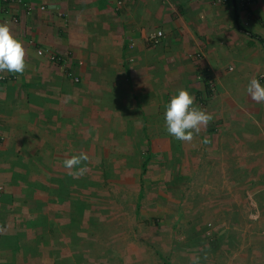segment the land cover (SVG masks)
<instances>
[{
	"label": "crops",
	"instance_id": "crops-1",
	"mask_svg": "<svg viewBox=\"0 0 264 264\" xmlns=\"http://www.w3.org/2000/svg\"><path fill=\"white\" fill-rule=\"evenodd\" d=\"M0 23L22 42L26 63L23 73H0V157L26 136L40 158L49 150L53 159L118 136L115 151L137 153L139 167L130 169L151 192L144 217L171 228L182 219L176 175L182 190L202 165L248 175L256 159L264 180V103L246 92L252 78L264 85V45L255 37L264 40V0H0ZM180 89L213 116L191 142L165 130V106ZM0 163L1 182L13 162ZM7 238L0 234L1 264L9 262ZM37 238L23 239L33 246Z\"/></svg>",
	"mask_w": 264,
	"mask_h": 264
},
{
	"label": "rangeland",
	"instance_id": "rangeland-1",
	"mask_svg": "<svg viewBox=\"0 0 264 264\" xmlns=\"http://www.w3.org/2000/svg\"><path fill=\"white\" fill-rule=\"evenodd\" d=\"M119 139L107 135L104 144L96 139L88 151L64 159L49 158V150L40 158L32 137L8 144L0 158L13 166L0 182V215L7 217L0 234L8 242L20 239L10 242L3 264H264V180L256 159L249 160L248 175L212 174L202 165L183 178L182 190L176 175L173 202L182 219L171 228L144 217L151 192L130 169L139 167L137 153L120 158L115 151ZM81 152L87 161L64 166ZM40 164L48 173L41 174ZM79 168L83 175L69 174ZM34 233L32 246L23 238Z\"/></svg>",
	"mask_w": 264,
	"mask_h": 264
},
{
	"label": "clouds",
	"instance_id": "clouds-1",
	"mask_svg": "<svg viewBox=\"0 0 264 264\" xmlns=\"http://www.w3.org/2000/svg\"><path fill=\"white\" fill-rule=\"evenodd\" d=\"M59 56V55H58ZM25 50L22 42L11 34L7 24L0 23V73H23L25 70ZM58 63V62H56ZM2 78V76H0ZM251 100L264 103V85L258 78H252L246 88ZM213 116L194 103V97L185 89L171 97L165 106L164 121L167 134L179 141L191 142L195 135L201 131V126H206ZM86 153L73 155L64 161V166L74 169L76 165L87 161ZM84 169L79 168L70 172L78 178L84 174Z\"/></svg>",
	"mask_w": 264,
	"mask_h": 264
},
{
	"label": "built area",
	"instance_id": "built-area-1",
	"mask_svg": "<svg viewBox=\"0 0 264 264\" xmlns=\"http://www.w3.org/2000/svg\"><path fill=\"white\" fill-rule=\"evenodd\" d=\"M1 1L2 2H8L9 0H1ZM161 37H162V33L158 32V34L151 39L152 40V44L155 45V46L160 44ZM39 54L43 55V52L40 51ZM50 59L53 60L54 62L62 63L64 65V67H65V72H68V68H67L66 64L64 63L62 57L52 54V55H50ZM202 77L205 78L204 73L202 74ZM208 86H209V89L214 90V86L212 85L211 82L210 83L208 82Z\"/></svg>",
	"mask_w": 264,
	"mask_h": 264
},
{
	"label": "trees",
	"instance_id": "trees-1",
	"mask_svg": "<svg viewBox=\"0 0 264 264\" xmlns=\"http://www.w3.org/2000/svg\"><path fill=\"white\" fill-rule=\"evenodd\" d=\"M236 19H237V16H236ZM257 39H259V41L264 45V40L261 38V37H259V36H255Z\"/></svg>",
	"mask_w": 264,
	"mask_h": 264
}]
</instances>
